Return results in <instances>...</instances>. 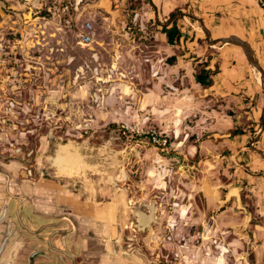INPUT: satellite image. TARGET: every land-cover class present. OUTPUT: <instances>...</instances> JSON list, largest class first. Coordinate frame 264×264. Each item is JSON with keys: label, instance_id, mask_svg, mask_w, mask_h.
Returning a JSON list of instances; mask_svg holds the SVG:
<instances>
[{"label": "rangeland", "instance_id": "1", "mask_svg": "<svg viewBox=\"0 0 264 264\" xmlns=\"http://www.w3.org/2000/svg\"><path fill=\"white\" fill-rule=\"evenodd\" d=\"M60 2L0 0V264H264L255 200L244 198L248 215L220 206L233 170L210 153L194 167L200 158L185 156L196 135L165 111L177 96L156 67L189 49L161 29L173 22L206 40L195 14L180 5L184 16L170 18L168 0H111L112 22L100 0H70L68 15ZM85 22L90 45L80 43ZM149 129L165 148L145 139ZM66 143L95 168L55 175L48 158ZM135 210L150 214L145 229Z\"/></svg>", "mask_w": 264, "mask_h": 264}, {"label": "crops", "instance_id": "2", "mask_svg": "<svg viewBox=\"0 0 264 264\" xmlns=\"http://www.w3.org/2000/svg\"><path fill=\"white\" fill-rule=\"evenodd\" d=\"M173 5L175 8L187 5L203 21L211 39L229 36L242 39L264 70V0H168V6ZM180 31L181 48L187 47L189 53H185V58L174 65L156 67L162 72L159 78L161 83L172 87L175 91L173 96H177L171 107L165 110L167 118L178 124L176 127H179V131L181 126H186L196 135L195 145L186 147L188 155L185 156L187 159L200 158L194 167L204 164V158H207L205 153L217 156V168L221 167L227 174L233 170L228 175L231 180L227 185H221L219 190L223 189L222 192L226 193L232 186L240 185L241 205L246 209L244 214L248 215L243 205L247 197L251 203L255 200L258 212L264 215V132H260L263 91L257 75L239 47L219 43L213 46L215 51L211 52L207 40L198 35L192 40V37ZM192 52L195 57L190 55ZM206 53H210V57ZM201 70L209 72L212 81L210 87L196 83L195 76ZM146 96L151 97L149 94ZM161 101L167 104L165 98ZM192 116L195 126L190 128L187 120ZM234 130H241L243 134L233 135ZM214 135L224 137L215 138ZM187 139L181 144L186 146ZM67 198L71 199L72 196L68 195ZM228 205H233L234 211L237 209L233 199L225 207ZM230 209L227 208V211ZM261 242L259 248L264 247V237ZM65 255L63 253V262L70 260ZM44 262L50 264L46 260ZM106 263L114 264L112 261Z\"/></svg>", "mask_w": 264, "mask_h": 264}, {"label": "water", "instance_id": "3", "mask_svg": "<svg viewBox=\"0 0 264 264\" xmlns=\"http://www.w3.org/2000/svg\"><path fill=\"white\" fill-rule=\"evenodd\" d=\"M151 6L154 10L155 21L157 23H159L158 16H157V10L153 5H151ZM99 7L103 11L108 13L112 18V22H114V19L116 17V12L112 11V9H111V0H100ZM191 18L193 20H195L196 22H198L199 27L202 30L204 37L207 40V43L209 46H215L216 44L222 43V44H230V45H234V46L239 47L241 49L247 63L249 64L251 70L254 73H259L260 81H261L260 86H261L262 91H263V109H262V115H261L260 132H264V70L260 66L258 61L255 59L253 52L251 51L249 45L237 36H229V37L221 38V39H211V34H210L209 30L206 28V26L204 25L203 21L194 15H191ZM180 43H181V40H180ZM214 137L215 138L224 137V135L223 136L214 135ZM65 151L70 153V154H75L79 159L78 165L76 166V168L72 174H66V173L59 172L57 166L55 165V161H56V159H58L57 156L59 154H61V152L63 154ZM48 160H49V167L54 170L55 175L66 176L69 178L79 176L80 174L83 173L84 170H90L92 168H95V167L89 165L87 162H85V156H82L81 154H79L78 149L70 143H66V144H62V145L57 144L55 147V151H54L53 156L49 157ZM241 191H242V187L240 185H235V186H232L231 188H229L226 191L224 198L220 201V206H223L225 203H227L233 199L235 201L236 207L239 208L240 210L246 212V209L241 205V196H240ZM141 216H143V215H141ZM149 216H150V214H149Z\"/></svg>", "mask_w": 264, "mask_h": 264}, {"label": "built area", "instance_id": "4", "mask_svg": "<svg viewBox=\"0 0 264 264\" xmlns=\"http://www.w3.org/2000/svg\"><path fill=\"white\" fill-rule=\"evenodd\" d=\"M60 5H61V11L64 14H69L70 13V7H69V1L70 0H60ZM77 5L78 2L75 4V10H77ZM91 33H92V26L89 22H85L82 25V33L80 35V43L82 45H90L92 42L91 38ZM145 139L148 140L154 147L158 148H165V146L168 143L167 137L163 134H160L154 129H149L146 132H144Z\"/></svg>", "mask_w": 264, "mask_h": 264}, {"label": "trees", "instance_id": "5", "mask_svg": "<svg viewBox=\"0 0 264 264\" xmlns=\"http://www.w3.org/2000/svg\"><path fill=\"white\" fill-rule=\"evenodd\" d=\"M173 15H174V12L170 14V17H172ZM161 32H162V34L165 35L166 42L169 46H174L175 44H177L180 37H181V33H180L176 23H172L170 28L163 27L161 29ZM170 61H174V58L171 57ZM209 77L210 76H209L208 71L201 70L199 72V74H197L195 76V81H196V83H198L202 87H205V88L210 87L212 85V81L209 79ZM241 134H243V132L241 130H234L233 131V135H241ZM19 213L22 214V217L24 220H26L28 218H36L37 217V216L35 217V215H33V214L29 215L22 210L19 211ZM42 222H44L47 225L48 220H44Z\"/></svg>", "mask_w": 264, "mask_h": 264}, {"label": "bare ground", "instance_id": "6", "mask_svg": "<svg viewBox=\"0 0 264 264\" xmlns=\"http://www.w3.org/2000/svg\"><path fill=\"white\" fill-rule=\"evenodd\" d=\"M256 75L258 83L260 84V75L259 73H256ZM57 158L58 159H56L55 165L57 166L58 171L66 174H72L79 162V159L75 154H70L66 151L63 154L61 152Z\"/></svg>", "mask_w": 264, "mask_h": 264}, {"label": "flooded vegetation", "instance_id": "7", "mask_svg": "<svg viewBox=\"0 0 264 264\" xmlns=\"http://www.w3.org/2000/svg\"><path fill=\"white\" fill-rule=\"evenodd\" d=\"M174 12V15L173 16H175L176 14H179V15H181V18H182V16H184V14L182 13V12H180L177 8H175L174 10H172L170 13H169V17H170V14L171 13H173ZM191 15H193V14H190L189 15V17L191 18ZM172 16V17H173ZM195 16V15H194ZM171 18V17H170ZM192 19V18H191ZM195 21V20H194ZM173 23V22H172ZM172 23H171V25H172ZM177 25V24H176ZM164 27H166V26H164ZM171 27V26H170ZM169 27V28H170ZM178 27V26H177ZM167 28V27H166ZM178 29H179V31H180V28L178 27ZM180 33H181V31H180ZM165 36V35H164ZM181 38V37H180ZM165 40H166V37H165ZM167 43V42H166ZM102 162V161H101ZM143 215V216H141V215ZM134 218H135V222H136V224L139 226V225H141L144 229L146 228V226H148V224L150 223V222H152V218H151V216H149V214L147 215V214H144V213H141V212H139V211H137V210H135V212H134Z\"/></svg>", "mask_w": 264, "mask_h": 264}]
</instances>
